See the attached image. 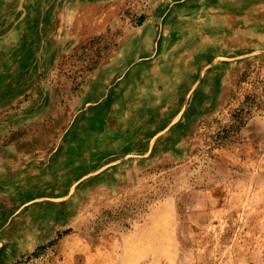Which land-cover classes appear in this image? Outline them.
I'll use <instances>...</instances> for the list:
<instances>
[{"label":"rangeland","instance_id":"rangeland-1","mask_svg":"<svg viewBox=\"0 0 264 264\" xmlns=\"http://www.w3.org/2000/svg\"><path fill=\"white\" fill-rule=\"evenodd\" d=\"M0 198V264H264V0H0Z\"/></svg>","mask_w":264,"mask_h":264},{"label":"crops","instance_id":"crops-1","mask_svg":"<svg viewBox=\"0 0 264 264\" xmlns=\"http://www.w3.org/2000/svg\"><path fill=\"white\" fill-rule=\"evenodd\" d=\"M2 197H4V196H2ZM0 202H1V203L3 202V199H2V198H0ZM7 208H8V207H7ZM9 221H10V219H8V222L6 223L7 226H5V225H4V226H1V225H0V229H1L2 227L6 229V228L10 225V222H9Z\"/></svg>","mask_w":264,"mask_h":264},{"label":"trees","instance_id":"trees-1","mask_svg":"<svg viewBox=\"0 0 264 264\" xmlns=\"http://www.w3.org/2000/svg\"><path fill=\"white\" fill-rule=\"evenodd\" d=\"M69 231H66V233H68Z\"/></svg>","mask_w":264,"mask_h":264}]
</instances>
